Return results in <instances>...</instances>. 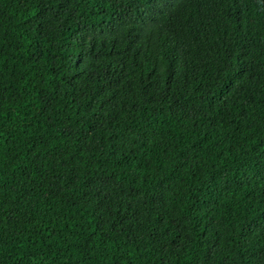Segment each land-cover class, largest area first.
I'll return each mask as SVG.
<instances>
[{
    "label": "trees",
    "instance_id": "16d2710c",
    "mask_svg": "<svg viewBox=\"0 0 264 264\" xmlns=\"http://www.w3.org/2000/svg\"><path fill=\"white\" fill-rule=\"evenodd\" d=\"M0 264H264V0H0Z\"/></svg>",
    "mask_w": 264,
    "mask_h": 264
}]
</instances>
